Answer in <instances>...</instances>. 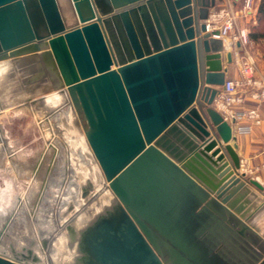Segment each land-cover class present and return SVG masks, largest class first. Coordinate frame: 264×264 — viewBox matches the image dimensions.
I'll use <instances>...</instances> for the list:
<instances>
[{"label":"water","instance_id":"95a60500","mask_svg":"<svg viewBox=\"0 0 264 264\" xmlns=\"http://www.w3.org/2000/svg\"><path fill=\"white\" fill-rule=\"evenodd\" d=\"M214 6L0 0V116L28 112L46 135L24 160L0 125L31 182L0 216V264H264V187L238 172L234 121L213 107Z\"/></svg>","mask_w":264,"mask_h":264},{"label":"rangeland","instance_id":"374dc122","mask_svg":"<svg viewBox=\"0 0 264 264\" xmlns=\"http://www.w3.org/2000/svg\"><path fill=\"white\" fill-rule=\"evenodd\" d=\"M227 1L229 0H215L214 10ZM243 1L244 0H241L237 3L233 7V11H239L243 5ZM260 3L257 4L252 0L248 9L249 13L235 17L232 30H244L248 34V43L244 45L243 54L245 59L251 57L254 61L255 71L258 63L264 61V19H260V15H257L258 9H256L259 7L258 5H260ZM250 34L258 35V39L252 40ZM65 96L67 98V109L68 105H70V100L67 94ZM49 101L54 103L52 99ZM51 122H53V119H51ZM0 125L4 130L5 136L12 142L15 152L21 156V159H35L39 153L45 150L46 135L43 133L42 129H40L34 115L28 112L19 114L5 113L0 116ZM54 136L57 138V135ZM0 143L3 142L0 141ZM5 183L8 185L6 186ZM30 185L31 182L27 176L25 174L20 176L17 175L6 156L0 153V209H3V211L6 210L8 213L13 211L15 206H12V201L14 202L16 197L20 199L19 201H21V204H25L24 197L28 195ZM17 202L18 201H16V204ZM20 212L21 211H19V213ZM55 249H57V257L55 260H52L54 262H56L59 257L58 248L55 247Z\"/></svg>","mask_w":264,"mask_h":264},{"label":"built area","instance_id":"2783aa9c","mask_svg":"<svg viewBox=\"0 0 264 264\" xmlns=\"http://www.w3.org/2000/svg\"><path fill=\"white\" fill-rule=\"evenodd\" d=\"M228 2V3H227ZM219 6L216 10L210 11L205 20L206 30L209 33L214 31L218 35H213L214 39L228 41L245 45L248 43L246 31H232L236 16L249 13L251 0H244L239 11H233L236 5L234 0H229ZM239 3V2H238ZM255 66L251 57H247L242 64L240 76L234 80H225L220 87V94L216 97L213 107L228 121L239 122L246 120L252 126H259L262 122L258 111V105L264 103V81L254 77ZM247 91L249 98L255 103L253 107L244 108V93ZM247 129H250L248 127Z\"/></svg>","mask_w":264,"mask_h":264},{"label":"crops","instance_id":"0c3cea01","mask_svg":"<svg viewBox=\"0 0 264 264\" xmlns=\"http://www.w3.org/2000/svg\"><path fill=\"white\" fill-rule=\"evenodd\" d=\"M240 1L241 0H237L234 2L237 4ZM253 1L258 4L261 0ZM214 9L215 8L209 10V12ZM223 46L224 50L220 53V62L222 68H226L225 79H237L240 76L242 64L245 60L243 54L244 46L237 43L230 44L228 41H223ZM227 51H229L232 56L231 64L226 63L224 53ZM254 77L264 81V61L258 63ZM244 99V108L253 107L255 105L249 98L247 91L244 93ZM258 111L262 119L259 126H252L250 122L246 120L234 122L232 124V133L236 138L234 142L236 145L235 153L240 161V169L238 172L244 174L245 179L256 180L264 187V103L258 105ZM248 127H250V129H247ZM231 144L232 143H230V145Z\"/></svg>","mask_w":264,"mask_h":264},{"label":"bare ground","instance_id":"6f19581e","mask_svg":"<svg viewBox=\"0 0 264 264\" xmlns=\"http://www.w3.org/2000/svg\"><path fill=\"white\" fill-rule=\"evenodd\" d=\"M2 146V147H1ZM0 147L1 148H4V144L3 143H0ZM8 181V180H7ZM5 185L7 186L8 184L5 183ZM11 185V184H10ZM71 187V183H69V189ZM6 188H9V187H6ZM76 188V187H75ZM2 191V190H1ZM76 192V191H75ZM75 194V193H74ZM74 196V195H73ZM75 197V196H74ZM14 198V197H13ZM18 197H16V200H14V202L12 201V206L16 204V201L18 200L17 199ZM70 199V194L69 193H66L65 195V198H63L62 200V204L63 206L67 203V201ZM12 210V209H11ZM4 213H8V211H3V209H0V216ZM55 245H56V248H59L60 245H61V237L60 238H57V240L55 241ZM50 257H51V260H55L56 257H57V249H55L54 247L51 248V251H50Z\"/></svg>","mask_w":264,"mask_h":264},{"label":"trees","instance_id":"16d2710c","mask_svg":"<svg viewBox=\"0 0 264 264\" xmlns=\"http://www.w3.org/2000/svg\"><path fill=\"white\" fill-rule=\"evenodd\" d=\"M257 15L259 16L260 15V19H264V0H261V3H260V5H259V7H258V13H257ZM250 38L252 39V40H256V39H258V35H256V34H250Z\"/></svg>","mask_w":264,"mask_h":264}]
</instances>
